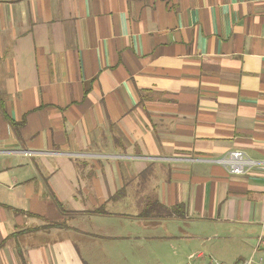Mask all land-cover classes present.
I'll return each instance as SVG.
<instances>
[{
	"label": "crops",
	"instance_id": "1",
	"mask_svg": "<svg viewBox=\"0 0 264 264\" xmlns=\"http://www.w3.org/2000/svg\"><path fill=\"white\" fill-rule=\"evenodd\" d=\"M141 230L261 264L264 0H0V264H124Z\"/></svg>",
	"mask_w": 264,
	"mask_h": 264
},
{
	"label": "rangeland",
	"instance_id": "2",
	"mask_svg": "<svg viewBox=\"0 0 264 264\" xmlns=\"http://www.w3.org/2000/svg\"><path fill=\"white\" fill-rule=\"evenodd\" d=\"M159 231L165 234L162 227H157L156 236L163 234ZM143 234L146 232L141 230V237L124 238L121 248L129 255L124 264H186L196 244L189 237H142ZM219 258L227 263L233 260L227 256Z\"/></svg>",
	"mask_w": 264,
	"mask_h": 264
},
{
	"label": "built area",
	"instance_id": "3",
	"mask_svg": "<svg viewBox=\"0 0 264 264\" xmlns=\"http://www.w3.org/2000/svg\"><path fill=\"white\" fill-rule=\"evenodd\" d=\"M217 161L222 164L231 174L245 173L248 168L257 163L253 158L248 156L241 149L230 150L227 154L219 157ZM264 247V236L257 239L256 249L259 250ZM256 259L249 257L243 259L235 264H255ZM186 264H225V262L213 255H208L205 258L203 251H193L187 257ZM261 264H264V258L261 259Z\"/></svg>",
	"mask_w": 264,
	"mask_h": 264
},
{
	"label": "trees",
	"instance_id": "4",
	"mask_svg": "<svg viewBox=\"0 0 264 264\" xmlns=\"http://www.w3.org/2000/svg\"><path fill=\"white\" fill-rule=\"evenodd\" d=\"M155 203L158 205V207H162L165 208V206H163L161 203L156 202V201H149L146 205V207L144 208V211L142 212L141 216L143 215H148L151 211H153L155 209ZM159 207V208H160Z\"/></svg>",
	"mask_w": 264,
	"mask_h": 264
}]
</instances>
